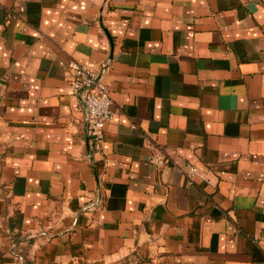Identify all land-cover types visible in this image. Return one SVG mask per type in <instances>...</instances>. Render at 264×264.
<instances>
[{"label":"crops","instance_id":"obj_1","mask_svg":"<svg viewBox=\"0 0 264 264\" xmlns=\"http://www.w3.org/2000/svg\"><path fill=\"white\" fill-rule=\"evenodd\" d=\"M0 264H264V0H0Z\"/></svg>","mask_w":264,"mask_h":264},{"label":"built area","instance_id":"obj_2","mask_svg":"<svg viewBox=\"0 0 264 264\" xmlns=\"http://www.w3.org/2000/svg\"><path fill=\"white\" fill-rule=\"evenodd\" d=\"M70 75V92L75 97L87 124V135L90 147L98 151L104 140V126L112 117V101L109 96L108 86L104 75L108 71L107 63H102L98 68H89L84 64H72ZM161 156L151 157L150 162L156 166L164 164ZM194 168H189L187 177L192 179Z\"/></svg>","mask_w":264,"mask_h":264}]
</instances>
